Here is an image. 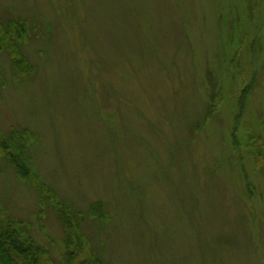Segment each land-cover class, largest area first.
Returning a JSON list of instances; mask_svg holds the SVG:
<instances>
[{
  "label": "rangeland",
  "instance_id": "1",
  "mask_svg": "<svg viewBox=\"0 0 264 264\" xmlns=\"http://www.w3.org/2000/svg\"><path fill=\"white\" fill-rule=\"evenodd\" d=\"M0 26L30 69L0 50V133L47 187L0 147V204L55 264L57 202L104 264H264V0H0Z\"/></svg>",
  "mask_w": 264,
  "mask_h": 264
},
{
  "label": "trees",
  "instance_id": "2",
  "mask_svg": "<svg viewBox=\"0 0 264 264\" xmlns=\"http://www.w3.org/2000/svg\"><path fill=\"white\" fill-rule=\"evenodd\" d=\"M13 28L15 38L23 39L27 32V26L23 21L14 22ZM8 29L0 26V50L7 49L12 55V61L15 67L23 74L29 69V64L21 56L16 44L10 40L6 43L3 37L8 39ZM29 73V72H28ZM2 78L0 77V84ZM248 91V88L245 89ZM17 137L21 138L19 135ZM0 133V147H3L9 160L17 167L19 176L24 180L34 181L38 185L39 191L45 193L47 187L43 186L37 177L31 172L24 156V147H19L16 138L12 142L10 139H2ZM22 150V152H20ZM262 152V151H261ZM261 154V153H260ZM264 160V159H263ZM43 197H47L44 195ZM53 199V197H52ZM62 202H57L61 218L64 221L66 230V251L64 253V264H104L103 261L92 251H88L89 242L78 233V215L68 214L63 207ZM67 209V208H66ZM7 212L0 204V264H55L49 250L39 244L34 237L29 235L25 230V224L21 220L13 219L6 214Z\"/></svg>",
  "mask_w": 264,
  "mask_h": 264
}]
</instances>
